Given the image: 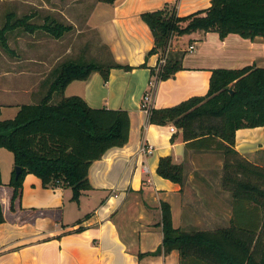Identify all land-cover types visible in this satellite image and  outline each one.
Returning a JSON list of instances; mask_svg holds the SVG:
<instances>
[{"label": "crops", "instance_id": "0c3cea01", "mask_svg": "<svg viewBox=\"0 0 264 264\" xmlns=\"http://www.w3.org/2000/svg\"><path fill=\"white\" fill-rule=\"evenodd\" d=\"M10 1L31 10H9L3 20L0 11L2 24L11 14L14 21L29 16V24L39 28L30 32L22 25L15 27L8 33L11 50L2 47L12 54L7 62L18 73L12 77V85L5 79L0 83V120L13 118L22 104L37 103L48 93L52 71L63 62L56 64L61 57L51 64L29 52L25 55L23 50L36 49L42 41L39 33L62 40L63 36L56 38L44 28L56 22L71 27L64 34L74 30L95 33L111 63L133 66L131 70L112 68L108 80L93 72L86 80L72 81L64 91L68 96H82L95 108L128 110L131 127L126 145L109 149L92 163L88 174L92 188L79 201L73 200L71 187H45L41 178L29 173L21 197L12 205L14 189L9 183L16 166L14 154L0 148V198L5 216L0 224V264H181L178 250L151 254L163 243L162 202L170 204L173 225L184 231L229 226L234 197L223 184L224 159L217 158L214 150L188 148L180 131L171 130L173 124L149 123L142 102L147 92L151 93V107L156 108L204 95L215 68L264 67V38H245L238 33L221 38L217 32L203 31L175 36L169 51L184 53L182 69L163 80L155 69L160 53L147 57L154 36L141 14L171 4L178 15L185 16L207 9L212 0H0ZM21 39L28 40L24 44ZM83 48L72 56L68 46L66 60H85ZM41 63L50 65L51 71L38 82L35 67ZM58 98L56 92L52 101ZM143 144L151 147L150 153L142 152ZM234 148L242 158L264 169V126L238 129ZM169 155L184 164L183 185L157 172L160 158ZM253 177L264 188V174L263 179Z\"/></svg>", "mask_w": 264, "mask_h": 264}, {"label": "trees", "instance_id": "16d2710c", "mask_svg": "<svg viewBox=\"0 0 264 264\" xmlns=\"http://www.w3.org/2000/svg\"><path fill=\"white\" fill-rule=\"evenodd\" d=\"M141 17L154 36V46L147 57L160 53L162 58L175 36L196 31L217 32L221 38L230 33L264 38V0H212L207 9L185 16L178 15L175 5L166 4L143 12ZM29 19L26 16L14 21L13 15L8 14L3 24L0 20V46L11 50L8 33L15 27L22 25L30 32L39 28L29 24ZM44 28L60 38L71 27L55 22ZM183 54L168 51L166 63L159 62L155 68L157 77L168 79L182 69ZM112 68L131 70L133 66L93 60L63 61L52 71L53 82L41 101L22 104L13 118L0 120V148L11 151L15 165L21 167L18 177L13 171L9 183L14 189L12 205L21 197L24 178L29 173L41 178L45 187H71L73 200L79 201L82 193L92 188L88 176L92 163L109 149L128 143V110L95 108L80 95L64 94L72 81L86 80L93 72H100L108 80ZM56 92L59 98L52 101ZM148 122L175 125L188 148L222 152L223 184L234 197L230 225L214 230L176 228L170 204L162 202L163 243L151 254L178 250L181 264H264V188L253 177L263 179L264 169L242 158L234 148L238 129L264 126V67L215 68L206 94L170 107H151ZM175 138L176 135L172 141ZM157 172L173 182L184 183V164L174 162L171 155L160 158ZM4 221L0 198V224Z\"/></svg>", "mask_w": 264, "mask_h": 264}, {"label": "rangeland", "instance_id": "374dc122", "mask_svg": "<svg viewBox=\"0 0 264 264\" xmlns=\"http://www.w3.org/2000/svg\"><path fill=\"white\" fill-rule=\"evenodd\" d=\"M12 9H19V10H31L29 7L23 6L19 2H0V11L2 12L1 19L3 20L5 17V14L7 11H11ZM13 33L10 35V40L12 45H14V37ZM48 34L44 33H39L37 34V37L42 39L41 43L36 44V49L31 50L25 49L23 51L24 54L26 55L27 52L32 57H38L37 59L40 60H47V62H50L51 64H54L57 60V58L61 57L56 64L58 65L61 63V61L66 60L67 56L64 55L65 51L67 50L68 46L72 47V51L70 52L72 56L76 53L77 55L79 52L80 48H83V53H84V59L83 61H88V60H93L97 62H102L107 61L108 63H111L112 59L110 58L109 54L106 53L108 52L106 49H104L102 46H100L99 43V38L98 36L93 33V32H88L87 30L82 31L81 33H76V30L74 31H69L66 34L63 35L62 40L56 41L54 39H49ZM28 39H21V41L26 44ZM18 42V41H17ZM98 49H95L96 47H99ZM102 47V48H101ZM12 54L6 53V51L3 50L2 46H0V83L3 82L5 79V83L7 85H12L11 83L13 82V78L15 75L18 73L17 67L12 63V62H7V59L10 61L12 58ZM12 61V60H11ZM54 61V62H53ZM56 65V66H57ZM55 67V66H54ZM35 70L37 72V76L34 77V80L36 81H42L40 77H45L47 73H50V65H45V63H41L40 65H37L35 67ZM11 77V78H8ZM10 82V84L8 83ZM3 83V84H5ZM39 85V83H38ZM1 86V85H0ZM59 95V93H57ZM7 112V111H6ZM216 151V150H214ZM219 152V153H218ZM216 157L224 159V154L220 151H216Z\"/></svg>", "mask_w": 264, "mask_h": 264}, {"label": "built area", "instance_id": "2783aa9c", "mask_svg": "<svg viewBox=\"0 0 264 264\" xmlns=\"http://www.w3.org/2000/svg\"><path fill=\"white\" fill-rule=\"evenodd\" d=\"M190 50H193L194 49V45H190L189 47ZM169 49L166 51V55H164L161 59H160V64L161 65H164L166 63V59H167V53H168ZM150 100H151V93L147 92L145 95H144V98H143V102H142V108L146 111L147 113V116H148V113L150 111V108H151V105H150ZM171 130L173 132H176L177 131V127L175 125L171 126ZM142 152L148 154L151 152V147L146 145V144H143L142 146Z\"/></svg>", "mask_w": 264, "mask_h": 264}, {"label": "water", "instance_id": "95a60500", "mask_svg": "<svg viewBox=\"0 0 264 264\" xmlns=\"http://www.w3.org/2000/svg\"><path fill=\"white\" fill-rule=\"evenodd\" d=\"M15 171H16V177H18V175L20 174V171H21V167L16 165L15 166Z\"/></svg>", "mask_w": 264, "mask_h": 264}]
</instances>
